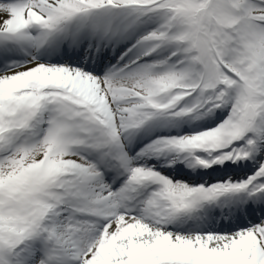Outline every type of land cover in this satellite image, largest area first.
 <instances>
[{
	"label": "snow or ice",
	"instance_id": "obj_1",
	"mask_svg": "<svg viewBox=\"0 0 264 264\" xmlns=\"http://www.w3.org/2000/svg\"><path fill=\"white\" fill-rule=\"evenodd\" d=\"M162 11L165 23L142 38L150 55L176 42L186 54L181 67L162 73L154 65L124 78H97L65 66L37 65L0 77V264H16V249L42 238L49 250L39 264H264V224L232 235H179L159 225L203 201L249 189L259 177L210 188L173 183L143 167L130 169L118 193L105 191L96 166L71 157L74 146L119 147L122 131L138 128L156 111L179 108L199 91L214 107L231 101L227 120L215 129L158 141L153 150L227 149L249 133L264 140V0H0V35L24 39L34 25L49 32L98 10ZM175 55V53H173ZM163 63V62H162ZM207 91L212 96L204 99ZM194 108H180L184 115ZM51 113L37 143L18 144L20 136ZM248 144L255 146L256 139ZM226 152L220 159L246 158ZM120 159L127 164V158ZM201 164L207 162L201 160ZM158 184L145 202V219L120 214L130 194ZM264 192V183L254 185ZM71 215L61 219V209ZM76 213L110 218L99 237L95 225Z\"/></svg>",
	"mask_w": 264,
	"mask_h": 264
},
{
	"label": "bare ground",
	"instance_id": "obj_2",
	"mask_svg": "<svg viewBox=\"0 0 264 264\" xmlns=\"http://www.w3.org/2000/svg\"><path fill=\"white\" fill-rule=\"evenodd\" d=\"M124 13H130L132 10H122ZM141 15V14H140ZM88 16V15H87ZM87 16H85V23H86V21H87ZM122 16H124V14H122ZM82 16H80V18H81ZM100 18L99 19H97V21H95V23H97L96 24V26L97 25H99L100 26V30L99 29H96V30H94V28H92V30L90 31V32H84V31H82V29L80 28V25L78 26H76L77 28H80L81 29V35H80V37H79V45H77V42H74V41H72V43H71V45L70 46H68V47H66L65 45H64V43L63 42H61L55 49H52V50H49V49H46L44 46H43V42H42V40H44L45 38H47V36H48V34H49V32H47L45 29H43L42 27H40V26H34L33 28H32V33H31V35H29V34H27V33H25V38L24 39H19V41H16L17 43H19V45H21V46H28V44H29V42H28V40L30 39H32L33 37H35L36 38V42L39 40L40 42H38L39 43V46H41L40 48L41 49H44V53H45V56H46V58H48V59H50L52 62L56 59V55L55 54H60V55H69L70 57H72V56H76L75 54H76V50H73L74 48H73V46H76L77 45V47H78V50L79 49H81L82 48V43L85 41V39L86 40H91V39H93V37H94V34L95 33H97V38H98V41L96 42L97 43V46H98V48H100V46L102 45V47L103 46H105V45H109L110 47H111V49H113L114 48V45L116 44V42L118 41V43L119 44H121V43H123V41H127L126 42V45H125V49L124 50H126V51H123V52H121V51H119V55H118V57L116 58V60L115 61H113L115 64H119V61H120V59L127 53V51H130L131 49H133L135 46H138L137 48H136V50L139 48V46L141 47L142 45H144L145 47H141L136 53H135V55H133L134 54V51L132 52V54L128 57V58H125L124 59V65L119 69V71H121L122 69H124V68H126L127 66H129V65H131V64H133L134 62H136V61H138L139 59H141L142 57H145V56H153V55H156V54H162V55H166V59H169V58H172L173 59V65H172V67H181L182 65L180 64V61H185V64H186V55H184L183 53H182V46L181 47H179V44L178 43H176V42H173V43H169V44H164V45H162L160 48H158L156 51H154V52H152L150 55H145V52L148 50V46H146V44H140L141 42H142V40H140V39H138L137 38V35L135 34V35H132V33L133 32H127L128 30H127V27L129 26V23H125L124 24V22H118V21H116L115 19H107V15L105 14V13H102V15H100L99 16ZM138 17L139 16H133L132 17V20H133V22H135L136 24H137V22H139V20H138ZM146 17V16H145ZM77 18L78 17H76L75 19L77 20ZM79 18V19H80ZM151 18V17H150ZM79 19H78V22H79ZM83 19H84V17H83ZM120 19H121V17H120ZM130 19H131V17H130ZM154 20H156L157 22H158V24L159 25H155V26H157V28L159 29L163 24H161V23H164V21L162 20V21H158L157 19H154ZM103 24V25H102ZM124 24V25H123ZM130 24H132V22L130 23ZM0 27H2V25H0ZM76 27H75V29H76ZM132 29H133V24H132ZM10 40H12V38H9L8 36H6V35H0V42H2V41H10ZM16 40V39H15ZM14 40V41H15ZM172 46H174V47H172ZM87 47H89V45H87ZM151 47V46H150ZM29 48V47H28ZM135 50V51H136ZM4 51V50H3ZM3 51H1L2 52V54L3 55H5L6 54V52H3ZM173 53H175V55H173ZM55 56V57H52V56ZM94 57H96V60H100V56H98L97 57V55H93L92 56V58H94ZM130 59H131V61H130ZM12 60H14V61H17L18 63H20V62H26V61H31L29 64H27V65H24L23 67H18L17 66V68L15 69V70H13L10 74H5V75H13V74H16V73H18V72H21V71H25V70H28L29 68H32V67H35V66H37V65H44V66H49V64H44L43 62H41L39 59H38V57H36L35 55H34V52H31L30 54H28V55H15V56H13L12 57ZM10 58H8L7 57V54L5 55V56H3V58H2V61H1V64L3 65L4 64V62H8V63H11L10 61H12ZM78 62H75V63H73V62H68L67 60H65V64H71V65H76ZM14 63L12 62L9 66H11V65H13ZM82 70H85V71H88V72H91V73H94V74H99V73H97L95 70H96V68L94 67H92L91 65H85V67H83V66H79ZM106 69H109V68H105V69H103L102 70V72L100 73V74H102ZM137 70H138V67L137 68H135L134 70L132 69V70H130L129 72H127V73H125V74H123L122 76H120L119 74H117V73H114V72H112L111 71V74H109V76L110 77H115V78H124V77H127V76H129V75H131L132 73H135V72H137ZM5 75H1L0 77H3V76H5ZM90 75H93V74H90ZM94 76V75H93ZM109 76H106V77H104V78H107V77H109ZM104 78H102V79H104ZM229 102H226V103H224V104H222L221 105V108L220 109H218V107H215V109H218L219 110V112H224V108L226 107V105L228 104ZM210 104H213V103H206V106H208V105H210ZM211 110H198V111H196L195 112V114H194V120H199V121H197L196 123H198V124H195V126H197V125H200V124H204V123H209L210 121H212V119H213V117L215 116L214 114L216 113V111H215V113H214V111H211ZM46 112V111H45ZM40 120H41V118H40ZM44 120V119H43ZM40 122V121H39ZM38 122V123H39ZM43 122V121H42ZM184 123H187V120L186 121H184ZM183 123H181V122H178L176 119H172V118H169V117H167L166 116V114H163V115H161V116H159L158 118H155V119H153V117L150 119V122L149 123H146L145 125H143V126H140V127H138V128H131V129H128L127 131H122L121 132V135H120V146L121 147H123V143H122V140H131V139H134V138H137V139H140V140H143V139H146V140H148L151 136H150V134H152L153 132H155V133H159L160 135H163V134H165V133H167V134H169L168 132L169 131H171V130H177V129H179V127L180 126H183L182 125ZM33 127H37V123L36 124H34V126ZM32 129V128H31ZM31 129H29L30 130V134H31V137H32V135L34 134H37V135H35L36 137H38L39 135H40V133L38 132V131H40V130H42L41 128H39L38 130H37V128H35V131H31ZM191 130H193L192 128H190L189 129V131H191ZM27 135H28V133L25 131L21 136H20V138H19V142H26V140H27ZM166 135V134H165ZM249 135H253V138H255L256 139V142H257V148L259 147L258 145H260L261 146V143H263L264 142V140H261V139H257L256 137H255V135L253 134V133H249L247 136H249ZM153 136H155L156 137V134H154ZM125 138V139H124ZM31 139V138H30ZM38 141V140H37ZM157 141H160V139H157L156 140V142ZM154 144H156V143H154ZM153 143H148V146H147V148L148 149H151L152 148V146L154 145ZM116 148V147H115ZM117 149L119 150V147H117ZM116 149V150H117ZM115 150V151H116ZM162 151L164 152V154H165V157H164V159H159V154H161L162 153ZM162 151H160V152H154V151H151L150 153H149V155H148V158H154L155 159V156H156V159L159 161V162H161L162 163V165H164L165 167H168V168H171V169H173V170H175V171H179V169H183L182 167H183V165H181V164H179V162L180 161H182V160H185V161H187L188 162V158H191L192 156V154H195V155H197L198 157L200 156V155H204V154H202L199 150H196V151H194V152H187V154L185 153V154H181L182 152L181 151H178V152H175V150H170V149H164V150H162ZM117 152V156L120 158V156H121V154H123L124 156H126V154L124 153L125 151L122 149L121 151H116ZM103 154V152L101 153V155ZM188 157V158H187ZM200 157H204L205 158V155L204 156H200ZM254 156H252V160L253 161H250L251 162V164H252V162H254V160H257V158L255 159V158H253ZM70 158H72V159H74V160H77V161H84L85 162V160H83V159H80L79 160V158L77 159L75 156H74V154H72L71 155V157ZM126 158H127V156H126ZM242 161H244V160H240V161H235L234 163L237 165V164H239V162H241L240 164H243L242 163ZM124 162V161H123ZM148 162V160L147 161H145V163H147ZM168 163L169 164H171V165H168ZM173 163H174V165H173ZM212 163H214V164H219L218 162H216V161H214V162H212ZM244 164H250L249 163V161H247V163H244ZM185 167H187V172H189V173H187V172H177L180 176H179V178L180 177H182L183 175H185V174H187L188 176L190 175V177H191V179H193V177H195L194 175H197L198 173H196V172H194L193 173V170H192V168H188V167H191L190 165H189V163L188 164H186L185 166H184V168ZM244 167V166H243ZM167 169V168H166ZM165 168L162 170V172L164 173L165 172V170H166ZM227 169L228 170H231L233 173H235V177H239L240 175H241V173H244V172H246L248 169H242V168H237V169H230V168H228L227 167ZM191 171V172H190ZM243 171V172H242ZM193 176V177H192ZM208 176L210 177V179L211 178H214V174H212V173H209L208 174ZM234 177V178H235ZM262 178H264V177H262ZM114 179V178H113ZM260 179H257V180H255V183L257 182V181H259ZM109 184H110V188H109ZM109 184H108V189H105V191L107 192V191H120L122 188H124L125 187V185L127 184H122V185H120L119 187L118 186H116V187H118L116 190H114V189H111L112 187H111V184L112 183H110L109 182ZM101 185H103V184H101ZM104 186V185H103ZM115 187V188H116ZM66 211V214H69V215H71L72 213H71V210L70 209H61V217H64L65 215H64V212ZM76 214H80V213H76ZM64 215V216H63ZM90 216V215H89ZM60 217V218H61ZM76 218V217H75ZM104 217H94V218H90V219H88V221H90L91 223H93L94 225H95V231L97 230V228H98V226L99 225H101V223H100V219H103ZM139 218H141V217H139ZM77 220H80L79 218H76ZM141 219H145V218H141ZM250 222H253V221H255V220H249ZM248 221V222H249ZM264 221V220H263ZM145 222H151V223H155L154 221H151L150 219H145ZM248 222H246V223H243V224H241L239 227H236V228H244V227H246L247 225H248ZM262 224H264V223H262ZM104 226L105 225H103L102 227H101V229L103 230L104 229ZM158 227H160L162 230H164L163 228H164V224H163V222L162 223H160L159 225H157ZM187 229V228H186ZM233 228H231L230 230H226L225 229V227L224 228H219V234H226V233H228L229 231H231ZM165 231V230H164ZM102 232L103 231H101V234H102ZM168 232H171V231H168ZM189 233H191L192 231L190 230V231H188ZM217 232V231H216ZM172 233V232H171ZM188 233V234H189ZM100 234V235H101ZM174 234H179V235H181L180 233H174ZM192 234H196V233H192ZM99 235V236H100ZM94 236H95V234H94ZM99 236H97V237H99ZM33 241L34 242H36V244H37V241H40L39 243L41 244L38 248H40V249H42V250H49V248H47V241H45L44 239H42V238H38V239H33ZM42 242H44V243H42ZM30 251H31V253H27V252H25V251H22V253H21V245L16 249V252H17V254L18 255H16L15 257H14V260L16 261V264H32V257H36V253H37V248L36 247H33L32 248V243H31V245H30ZM22 256V257H21ZM64 264H79V261H76V260H72V259H68L67 261H65L64 262Z\"/></svg>",
	"mask_w": 264,
	"mask_h": 264
},
{
	"label": "rangeland",
	"instance_id": "obj_3",
	"mask_svg": "<svg viewBox=\"0 0 264 264\" xmlns=\"http://www.w3.org/2000/svg\"><path fill=\"white\" fill-rule=\"evenodd\" d=\"M254 2H258V0H254ZM98 11H102V10H98ZM104 13L107 15V18H109V16L111 17V15H113L115 17V19L121 17V21H123L124 23L132 22L133 21L132 20V17L133 16L140 15V14H137V13H135L133 11H131L128 14L127 13H124V12L115 13L112 10L107 11V12H104ZM122 13H124V15H125L124 18L122 17ZM100 14H102V13H97V14H95V16H99ZM145 16L146 17H151V16L156 17L158 21H162L163 20L164 23H165L164 13L162 11L147 12V13L139 16L138 17L139 22H137V24L135 22H132V24H133L134 27L132 29V27H131L132 24H130L129 25V29H131L134 34L138 35L137 37L140 40H142V38L144 36L148 35L152 31H155V30L158 29L157 26H155L154 24H152L149 19H146ZM130 17H131V19H127V18H130ZM142 22H145L147 25H144ZM164 23H161V24H164ZM143 43L146 44V46H148V48L151 46V43L150 42H148V43L141 42L140 44H143ZM32 45H34V44H30L29 47H33V48H36L37 47L38 48V43H37V45H34V46H32ZM181 46L182 45L179 44V47H181ZM141 47H145V46L142 45ZM172 47H174V46H172ZM22 50L25 51V49H22ZM138 50L134 51V55H135V53ZM182 53L184 55H186L183 51H182ZM153 57L154 58H151V59H149V60H147L145 62H140L137 65L138 66L137 72L140 71V70H142L146 66L154 65L155 67H154L153 71L156 72V73H162L164 71H167L173 65V61L172 62L168 61L166 59L167 58L166 55L156 54V56H153ZM8 74H10V73H8ZM212 95H213V93L211 91H207L204 94V99H207V97L212 96ZM200 100H201V96H200L199 91H197V92L191 94L190 96H187L181 102V104H180L179 108H177L176 112L179 111L180 108H185V109H187V108H194V106ZM220 108H221V106L218 107V109H220ZM231 108H232V102L231 101H229V103L224 108V112H219L218 109H215V107L213 106V104H210L208 106H206V104H203V106H201L199 108H194L193 111L187 112L184 115H179V116L182 117L183 121H184L185 118H187V121L188 122L185 124V127L188 129V127H189L188 125L194 124V120H193L194 114L198 110H211V111L218 112L216 114V117H215L216 121L213 120L214 122L204 123L205 125H200L201 128L198 129L197 133H189L188 131H185V132H182L181 134H169V135H166V136L164 135V136L153 137L152 139L149 140L148 143H153L154 144V143H156V140L157 139H160V141H161V140H167V139L183 138V137H186V136H192V135L199 134V133H202V132H205V131H208V130L215 129L217 126H219L225 120H227V118L229 117V115L231 113ZM50 117H51V113L48 112V111H46V112H44L42 114V117H41L40 122L42 124L41 127H43V130L40 131V135L38 136V138L36 139V141H34V143H37L38 141H40L43 138V136L46 134V130H47L48 126H49V125H47V121L50 119ZM151 136H153V134ZM249 139H255V138H253V135L246 136L245 138H243V139H241L239 141H236L234 144H232L230 146V148H227V149H218V150H211V151L199 150L202 154L205 155V158L204 157H200V156H204V155H200L199 156V161L203 160V161L207 162V164H211L210 162L217 161L219 164H215L216 166H218V167H226L231 160H240V159H242V158H240V159L233 158V159L222 160L221 161L220 158L226 152H240L241 150H244V151H247V152L250 153L249 155H251V156L249 157V159H252V156H254L253 158H255L258 154H260L261 155V158L257 159V161L255 162V164H252L251 165V166H254V169H253V172H251L250 175L245 176V178L240 179L238 181L237 180H233L232 182H229L231 184L243 183V182L249 180V178H251L253 176H256V174L261 169V167L264 166V143H261V146L258 145L259 147L257 148L256 147L257 146V142H256V145L255 146H252V145H249L248 144V140ZM148 143L138 144V146L135 147V151L137 153H139L143 148H145V147L148 146ZM170 150H175V149H170ZM175 152H178V150H175ZM252 154H254V155H252ZM133 159L134 158L130 159V162H129V165H130V168L131 169L140 166V164L139 163L137 164L135 161H133ZM229 183H228V180L221 179V180H217V181L212 182L211 184H209L205 188H210V187H213V186L219 185V184H229ZM183 184H186L187 185L188 183L187 182H183ZM187 186L193 187V186H196V185H194V184L193 185H190V182H189V184ZM68 217L69 216H64V219H66ZM93 238H95V237H93ZM43 258H38L37 264H39V261L41 259H43Z\"/></svg>",
	"mask_w": 264,
	"mask_h": 264
}]
</instances>
